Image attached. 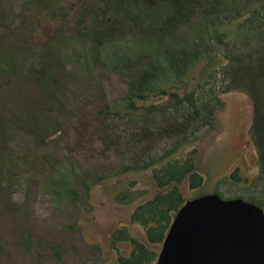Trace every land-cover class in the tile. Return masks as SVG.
Here are the masks:
<instances>
[{"label":"trees","instance_id":"16d2710c","mask_svg":"<svg viewBox=\"0 0 264 264\" xmlns=\"http://www.w3.org/2000/svg\"><path fill=\"white\" fill-rule=\"evenodd\" d=\"M110 73L123 86L106 99L101 84ZM230 90L250 100L257 195L214 193L260 206L264 0H0V208L24 211L11 200L16 179L28 184L47 163L49 192L57 200L69 198V207L76 180L85 192L114 180L118 200L126 203L145 194L127 176L148 173L154 191L129 214L143 241L120 225L111 229L110 245H130L116 264L152 261L153 246L185 200L181 185L202 184L193 146L220 107L217 94ZM86 104L96 109L84 110ZM73 125L77 148L87 142L86 132L111 154L107 170L97 165L85 173L71 157L57 159L48 137ZM237 180L233 170L220 182Z\"/></svg>","mask_w":264,"mask_h":264},{"label":"rangeland","instance_id":"374dc122","mask_svg":"<svg viewBox=\"0 0 264 264\" xmlns=\"http://www.w3.org/2000/svg\"><path fill=\"white\" fill-rule=\"evenodd\" d=\"M122 86L119 77L110 73L102 79L101 90L106 99H111ZM217 96L220 107L213 111L209 124L206 119V126L200 129L193 146L195 165L203 181L195 189L181 185L185 199L214 193L215 190L223 195L256 193V185L252 187L258 172L248 132L251 118L249 97L239 90L218 93ZM94 109L95 105L84 106L87 111ZM74 127L62 135L55 133L48 137L57 145V159L69 156L74 163H81L85 173H90L97 165L107 170L109 163L113 162L111 154L102 151L101 144L86 132L82 139L87 142L82 143L81 149L77 148ZM47 166L48 163L35 169L29 180L25 178L28 184L17 185L19 180L16 179L11 200L17 209L23 207L24 211L8 214L0 208V264H116V255H127L130 249L128 242H118L116 249L110 245V231L120 225H126L133 238L143 241L142 230L129 222V214L137 203L154 191L148 173L136 172L127 176V179L135 180L136 188L145 194L126 203L118 200L119 186L114 180L92 185L86 192L76 180V197L69 207L66 202L69 198L57 200L49 192L45 181V174L49 173ZM233 170L238 177L234 185L221 183L220 180ZM223 195L220 197L228 198ZM260 207L264 213V197ZM24 237H27L26 242ZM159 247L160 244L153 246L156 253ZM146 264H154V259Z\"/></svg>","mask_w":264,"mask_h":264},{"label":"water","instance_id":"95a60500","mask_svg":"<svg viewBox=\"0 0 264 264\" xmlns=\"http://www.w3.org/2000/svg\"><path fill=\"white\" fill-rule=\"evenodd\" d=\"M154 264H264V213L253 203L215 193L185 199Z\"/></svg>","mask_w":264,"mask_h":264},{"label":"flooded vegetation","instance_id":"af4514ba","mask_svg":"<svg viewBox=\"0 0 264 264\" xmlns=\"http://www.w3.org/2000/svg\"><path fill=\"white\" fill-rule=\"evenodd\" d=\"M220 197V196H219ZM221 198V197H220ZM233 198H237V197H233ZM222 199H231V198H222ZM245 201V200H244ZM247 202V201H246ZM250 203V202H249ZM254 204V203H253ZM256 205V204H255ZM161 244V243H160ZM160 248V247H159ZM156 255H157V253H156ZM155 259H156V256H155ZM155 259H154V261H155Z\"/></svg>","mask_w":264,"mask_h":264}]
</instances>
